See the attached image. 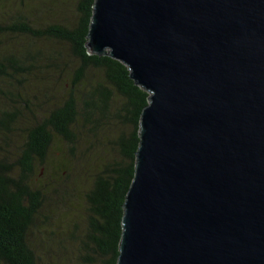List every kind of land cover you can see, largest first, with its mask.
<instances>
[{
	"label": "water",
	"instance_id": "obj_1",
	"mask_svg": "<svg viewBox=\"0 0 264 264\" xmlns=\"http://www.w3.org/2000/svg\"><path fill=\"white\" fill-rule=\"evenodd\" d=\"M86 37L149 93L116 264H264V0H94Z\"/></svg>",
	"mask_w": 264,
	"mask_h": 264
},
{
	"label": "trees",
	"instance_id": "obj_2",
	"mask_svg": "<svg viewBox=\"0 0 264 264\" xmlns=\"http://www.w3.org/2000/svg\"><path fill=\"white\" fill-rule=\"evenodd\" d=\"M93 3L94 0H78V21L72 27L53 23L37 28L23 15L16 22L0 25V34L9 32L66 41L79 63L73 69L66 98L43 120L27 129L21 154L14 164L0 160V264H37L28 239V230L37 226V214L43 204L42 191L31 184L35 161L41 164L45 161L53 134L74 147L80 139L74 132L76 129L81 132L86 129L100 144L101 138L108 141L104 151L109 158L80 193L85 205L81 225L74 220L77 213L71 214L77 181L73 182L67 174L64 181L56 180V186L47 183V264H67L71 257L79 264L117 262L123 203L134 176L141 112L149 102V93L130 78L128 67L119 60L87 52L85 43ZM55 54L51 50L31 49L22 61L16 52H10L0 58V77L19 82L17 75L39 71L40 58L47 59L48 70L57 69L60 66ZM92 70L100 73V80L87 79ZM83 84L86 88L81 90L79 86ZM0 93L12 101L20 98L11 89L0 88ZM2 113L0 127L9 130L17 120L18 111ZM70 214L74 217L72 228L64 237L62 229ZM75 239L80 240L76 250L70 247Z\"/></svg>",
	"mask_w": 264,
	"mask_h": 264
},
{
	"label": "rangeland",
	"instance_id": "obj_3",
	"mask_svg": "<svg viewBox=\"0 0 264 264\" xmlns=\"http://www.w3.org/2000/svg\"><path fill=\"white\" fill-rule=\"evenodd\" d=\"M77 2L78 0H0V25L16 22V19L23 15L27 17L28 23L37 28H44L53 23L72 27L78 21ZM31 49L56 52V63L60 67L48 70L47 59L40 58L37 63L39 71L17 75L19 82L11 78L2 80L0 77V88L11 89L20 94V98L15 97L12 101L0 93V117L4 116L3 111H18L17 120L11 125V129L4 130L0 127V160L9 165L14 164L20 156L27 129L43 120L54 106L61 104L66 98L71 88L73 69L79 64L71 55L66 41L9 32L0 34V58L10 52H16L19 59L25 61V54ZM60 69L63 71L60 72ZM87 79L100 80L101 75L92 70ZM83 85L79 86L81 90L86 88V85ZM74 132L80 137L74 147L53 134L45 161L42 164L35 161L31 184L42 191L43 204L37 214V226L28 230V239L35 250L37 264H47V183L56 186V180L64 181L67 174L73 182L77 181L74 185L78 191L74 192L72 197L71 214L77 213L78 217L74 220L81 225L85 205L80 193L87 187L94 172L109 158L108 153L104 151L108 141L101 138L100 144L86 129H82V132L76 129ZM71 214L65 219L62 229L64 237L67 236L68 229L72 228L74 217ZM78 245L80 246V240L75 239L70 247L76 250ZM67 264L79 263L71 257Z\"/></svg>",
	"mask_w": 264,
	"mask_h": 264
}]
</instances>
